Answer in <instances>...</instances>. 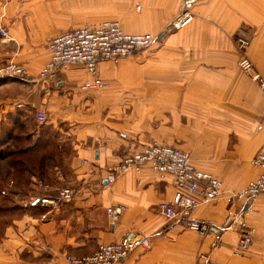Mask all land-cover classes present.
<instances>
[{
    "label": "crops",
    "instance_id": "crops-1",
    "mask_svg": "<svg viewBox=\"0 0 264 264\" xmlns=\"http://www.w3.org/2000/svg\"><path fill=\"white\" fill-rule=\"evenodd\" d=\"M131 1L138 3L137 16L120 23L114 13L107 20L117 21L126 34L147 33L159 40L115 64L98 62V76L108 86L85 90L80 65L57 70L51 79L37 78L49 39L81 26L55 14L58 0H0L5 32L0 63L14 62L29 74L25 81L0 80V127L17 111L41 107L43 126L70 151L56 158L61 166L52 161L46 169L49 185L38 186L29 174L33 190L15 197L24 210L3 229L0 264H65V255H89L125 234L147 236L150 245L136 247L115 264H194L200 254L208 255L209 264H264L263 195L236 206L247 210L244 221L252 240L241 257H234L238 228L224 225L232 207L222 198L193 213L221 234L220 246L210 250L208 237L180 224L168 230L158 213L157 204L175 192L170 175L144 167L105 181L107 166L152 142L188 153L192 167L217 178L225 193L257 178L250 162L264 150L263 98L238 69L233 41L247 38L245 55L264 76V0H201L192 8L190 24L167 35L161 30L177 14L180 0ZM133 20L136 24L129 23ZM10 159L0 158V163ZM7 185L13 188L10 181ZM64 188L72 190V197L57 200ZM36 197L56 200V205L29 206ZM109 206L124 207L113 225L105 213Z\"/></svg>",
    "mask_w": 264,
    "mask_h": 264
},
{
    "label": "built area",
    "instance_id": "built-area-1",
    "mask_svg": "<svg viewBox=\"0 0 264 264\" xmlns=\"http://www.w3.org/2000/svg\"><path fill=\"white\" fill-rule=\"evenodd\" d=\"M199 1L201 0H180L178 13L165 25L163 33L169 34L190 24L193 19L192 8ZM0 35L5 36V32L0 30ZM153 41L154 37L147 33L138 35L124 33L119 24L113 20L84 24L49 39L48 58L39 69L37 78L51 79L57 70L66 69L70 65H80L86 76L81 89H103L108 84L98 76L96 70L98 62L108 61L115 64L123 58L147 49ZM248 44L245 37H238L235 41V49L239 54L237 67L257 84L264 108V76L254 69L252 62L246 57L245 50ZM28 78L29 74L23 66L11 61L0 63V80L25 81ZM19 107L21 105L17 104L16 108ZM33 117L38 125L46 122L41 107L35 108ZM262 129L264 132V122ZM250 163L259 172L257 178L237 192L225 193L217 178L192 167L188 153L152 142L140 151L128 153L121 157L119 162L107 166L105 181L112 183L127 171L139 173L144 167L159 176L170 175L175 192L169 201L157 204L158 213L164 218L168 230L180 224L185 229L208 237L210 250L220 246L221 234L217 231L213 232L208 223L194 218L193 213L199 206L222 198L230 208L232 207L224 225H236L238 228V238L231 254L234 257H241L252 240V233L244 221L247 210H237L236 206L240 203H249L259 195L264 196V150L256 153ZM71 197L72 190L69 188L58 191L57 200H68ZM28 205L54 207L56 200L36 197L31 199ZM123 211V206L107 207L105 213L109 224L113 225ZM149 245L147 236L134 237L125 234L117 242L97 245L89 255L80 257L65 255L64 262L65 264H115L125 259L136 247L146 250ZM209 262L208 255L200 254L194 264H209Z\"/></svg>",
    "mask_w": 264,
    "mask_h": 264
},
{
    "label": "trees",
    "instance_id": "trees-1",
    "mask_svg": "<svg viewBox=\"0 0 264 264\" xmlns=\"http://www.w3.org/2000/svg\"><path fill=\"white\" fill-rule=\"evenodd\" d=\"M19 112H15L7 118L6 122L0 127V131L2 128L6 129L3 130L7 135L9 132L13 134V132H19ZM35 122V121H34ZM38 125L37 123H35ZM41 133H49L55 135L54 132L48 127L38 125L36 132L34 131H27L26 139H20V136L14 135L13 137H7L11 139L4 138V142L11 141L13 146V150L11 151H4L2 154L0 153L1 158L10 157L9 160V168L7 173L5 174L6 180L5 182L0 185V220L4 218V213L7 215L5 217V222L1 223L0 221V238L2 236V232L5 226L9 225L13 218L18 217L24 208L19 206L18 203L15 201V197L18 195L16 188L20 185V179L22 174H32L38 180H40L44 185L50 184L49 176H47L46 169L51 167L52 161L53 164H57L61 166L60 160L56 158L65 157L70 153L67 145L61 140H44L41 136ZM16 137V138H15ZM23 142V147L20 146V143ZM52 147H51V146ZM51 148L53 150V154L44 155L45 148ZM66 151V153L64 152ZM40 154V155H39ZM13 159V160H12ZM29 159L33 160L29 162ZM51 160V161H50ZM12 183V187L9 188L6 186L7 182ZM11 213L12 215L9 217L8 214Z\"/></svg>",
    "mask_w": 264,
    "mask_h": 264
},
{
    "label": "rangeland",
    "instance_id": "rangeland-1",
    "mask_svg": "<svg viewBox=\"0 0 264 264\" xmlns=\"http://www.w3.org/2000/svg\"><path fill=\"white\" fill-rule=\"evenodd\" d=\"M138 3H132L131 0H58L57 3L54 5V12L55 14L66 16L68 18V23L73 24V25H84V24H96L101 21H104L105 19L107 20V16L110 14L116 13L117 15L120 16V19H117L120 23L121 21L125 22L128 20H125V17H127L130 14H135L136 16L139 14V11L136 10ZM180 6V5H179ZM179 10V7H178ZM178 13V12H177ZM98 17L99 19H92V17ZM114 21V20H113ZM117 22V21H116ZM137 21H129V23L136 24ZM118 23V22H117ZM119 24V23H118ZM161 33H163V29L161 30ZM165 35V33H163ZM167 35V34H166ZM154 41L152 42L153 44L156 43L157 36H153ZM235 41L234 39L233 44L235 47ZM249 42V41H248ZM248 47V46H247ZM146 50V49H145ZM144 51V50H143ZM142 52V51H141ZM141 52L134 54V55H139ZM132 55V56H134ZM19 112L18 115L20 117L19 119V132H9L7 135L3 130H6L4 128L1 129L0 131V153L2 154L4 151H11L15 146H13L11 141H7L10 143H5L4 138L6 139H11L7 137H13L14 135L20 136V139H26V133L27 131H34L36 132L37 126L34 122V112L30 111H17ZM53 134L49 133H41L42 138L45 140H58V136L54 132ZM16 138V137H15ZM60 140V139H59ZM20 146L23 147V142L20 143ZM51 146V145H50ZM52 147V146H51ZM45 153L44 155H52L53 150L51 148H45ZM66 153V151H64ZM40 155V154H39ZM1 158V157H0ZM5 167H9V165H5L3 163H0V185H2L5 180ZM21 181L20 185L18 186V197H23L26 196L27 191L33 190L32 184L33 181L29 180V175L28 174H22L21 176ZM29 180V181H28ZM37 185L39 186H44V184L40 180H36ZM9 187V185H7ZM17 189V188H16ZM5 216L2 218L0 221L1 223L5 222V217L7 216L4 213ZM12 214L9 213L8 216L10 217Z\"/></svg>",
    "mask_w": 264,
    "mask_h": 264
}]
</instances>
